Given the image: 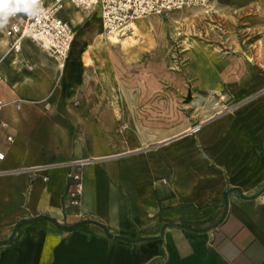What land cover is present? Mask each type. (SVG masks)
Here are the masks:
<instances>
[{
	"label": "crops",
	"instance_id": "obj_1",
	"mask_svg": "<svg viewBox=\"0 0 264 264\" xmlns=\"http://www.w3.org/2000/svg\"><path fill=\"white\" fill-rule=\"evenodd\" d=\"M219 3L240 24L264 25L257 0ZM74 10L60 13L74 32L63 67L30 41L8 52L11 19L0 33V264H264V47L254 65L208 59L201 72L218 74L237 107L150 148L121 108L140 101L115 98L99 77L105 50L89 47L99 7L96 21ZM77 161L75 207L67 173Z\"/></svg>",
	"mask_w": 264,
	"mask_h": 264
},
{
	"label": "rangeland",
	"instance_id": "obj_2",
	"mask_svg": "<svg viewBox=\"0 0 264 264\" xmlns=\"http://www.w3.org/2000/svg\"><path fill=\"white\" fill-rule=\"evenodd\" d=\"M257 3L264 7V0ZM224 7L228 9L214 0L208 11L182 9L142 18L134 23L136 32L128 31L114 48L97 46L95 39L102 30L89 41L94 53L105 50L97 59L104 67L99 77L113 85L114 97L140 101L121 108L128 113L130 126L140 127V134L149 137L150 148L194 127L200 129L203 116L228 114L237 107L228 92L217 90L218 74L202 73V67L209 65L208 59L227 56H242L254 65L256 46L264 47V25L250 26L244 20L240 24L239 11ZM74 11L96 21L92 12ZM243 14L240 17L245 18ZM83 46L77 41L75 48Z\"/></svg>",
	"mask_w": 264,
	"mask_h": 264
},
{
	"label": "built area",
	"instance_id": "obj_3",
	"mask_svg": "<svg viewBox=\"0 0 264 264\" xmlns=\"http://www.w3.org/2000/svg\"><path fill=\"white\" fill-rule=\"evenodd\" d=\"M214 0H51L45 3L43 0H24L34 4L25 16L19 12L10 15L13 21L5 32L9 39L8 52L17 54L21 50V43L26 40L35 44L49 58L57 61L63 67L74 39L71 25L60 16L65 4H70L75 9L92 12L99 7L100 24L102 32L106 35H125L134 22L154 15H162L182 9H199L208 11ZM0 59V66L2 62ZM0 75V82H1ZM3 104L0 101V111ZM6 128V124L0 120V133ZM193 133L199 127L191 129ZM11 142V137L7 138ZM4 154L0 151V162ZM86 163L77 161L68 165L69 181L68 195L72 206H79L82 194V179L78 172ZM2 173L0 172V175Z\"/></svg>",
	"mask_w": 264,
	"mask_h": 264
},
{
	"label": "clouds",
	"instance_id": "obj_4",
	"mask_svg": "<svg viewBox=\"0 0 264 264\" xmlns=\"http://www.w3.org/2000/svg\"><path fill=\"white\" fill-rule=\"evenodd\" d=\"M34 4L24 2V0H0V27L7 24L10 15L18 12H28Z\"/></svg>",
	"mask_w": 264,
	"mask_h": 264
},
{
	"label": "bare ground",
	"instance_id": "obj_5",
	"mask_svg": "<svg viewBox=\"0 0 264 264\" xmlns=\"http://www.w3.org/2000/svg\"><path fill=\"white\" fill-rule=\"evenodd\" d=\"M218 2H219V0H218ZM131 26V28H132V30L133 31H135L137 28H136V26L135 25H133V24H131L130 25ZM136 32V31H135ZM135 34V33H134ZM121 37H124V35L122 36V35H116V34H114V35H106V34H104L103 33V35H99L98 36V38H96V42H97V46L99 47V46H104L105 48H114V47H116L118 44H120L121 43V40L119 39V38H121ZM77 45H75V47H76ZM122 46V45H121ZM74 46H73V48H72V50L75 48ZM98 51H102V50H98ZM86 62H88L89 61V59L88 58H85L84 59ZM190 131H192L191 129H189V132Z\"/></svg>",
	"mask_w": 264,
	"mask_h": 264
}]
</instances>
